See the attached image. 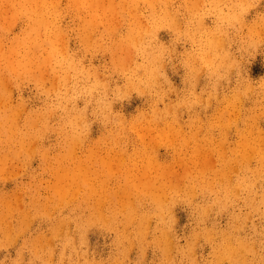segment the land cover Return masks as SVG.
Segmentation results:
<instances>
[{"label":"rangeland","instance_id":"rangeland-1","mask_svg":"<svg viewBox=\"0 0 264 264\" xmlns=\"http://www.w3.org/2000/svg\"><path fill=\"white\" fill-rule=\"evenodd\" d=\"M34 1L0 0V264H264V0Z\"/></svg>","mask_w":264,"mask_h":264},{"label":"bare ground","instance_id":"bare-ground-1","mask_svg":"<svg viewBox=\"0 0 264 264\" xmlns=\"http://www.w3.org/2000/svg\"><path fill=\"white\" fill-rule=\"evenodd\" d=\"M32 1H33V0H32ZM40 1H41V0H40ZM48 1H49V0H48ZM50 1H51V0H50ZM87 1H90V3H91V0H86V2H87ZM103 1L105 2L106 0H102L101 3H103ZM133 1L136 2V0H133ZM152 1H153V0H151V2H152ZM8 2H9V1H8ZM30 2H31V1H30ZM34 2H37V0H35ZM79 2H80V0H79ZM94 2H95V1L93 0V3H91L93 6L96 5V2H97V4L100 3V2L98 3V0H96L95 5H94ZM106 2H107V1H106ZM125 2H126V1H125ZM137 2H138V1H137ZM154 2H155V0H154ZM9 3H11V2H9ZM53 3L55 4L56 1L54 2V0H53L52 4H53ZM74 3H75V2H74ZM76 3H77V2H76ZM107 3H108V2H107ZM145 3H146V2H145ZM38 4H39V3H38ZM52 4L50 3L51 6H52ZM78 4H79V3H78ZM103 4H105V5H103ZM103 4L101 5L102 7H101L100 4H99V7H101V9L103 8L104 10H105V9L107 10L106 3H103ZM110 4H111V5H110ZM123 4H126V3H123ZM153 4H154V3H153ZM4 5H7V4L5 3ZM92 5H90L91 8H93ZM113 5H114V4H112L111 2H109V4H108V8H109V7H112ZM142 5H144V4H142ZM32 6H33V4L31 5V7H32ZM134 6H135V5H134ZM137 6H138V5H136V7H137ZM147 6H148V5H147ZM3 7H4V8H3ZM3 7H1V10H2V8H3L4 11L6 12V10H5V6H3ZM37 7H38V6H37ZM97 7H98V6H97ZM104 7H105V8H104ZM136 7H135V8H136ZM144 7H145V5H144ZM6 8H7V6H6ZM49 8H50V7H49ZM121 8H122V6H121ZM15 9H16V8H15ZM89 9H90V8H89ZM123 9H124V6H123ZM157 9H158V8H156V10H157ZM1 10H0V12H1ZM16 10H17V9H16ZM93 10H94V8H93ZM109 10H110V9H109ZM117 10H118V9H117ZM121 10H122V9H121ZM124 10H125V9H124ZM131 10H132V11H136V10H133V8H131ZM137 10H138V9H137ZM154 10H155V7H154ZM156 10H155V12H156ZM2 11H3V10H2ZM4 11H3V12H4ZM8 11H9V9H8ZM17 11H18V10H17ZM72 11H73V10H72ZM94 11H96V9H95ZM94 11H93V13H94ZM98 11H99V9H98ZM148 11H149V10H148ZM3 12H2V13H3ZM5 12H4L3 14L0 13L1 16H2V18H3L4 15L6 14ZM118 12H119V11H118ZM121 12H122V11H121ZM11 13H12V11H10L9 16H10ZM14 13H15V12H14ZM111 13H112V12H111ZM149 13L151 14V12H149ZM30 14H32V13L30 12ZM13 15H14V14H13ZM15 15H16V14H15ZM17 15H18V14H17ZM34 15H35V16H34L35 19L38 20V22L41 20V16H43L42 13H36V14H34ZM147 15L149 16V14H147ZM151 16H152V15H151ZM155 16H156V15H155ZM12 17H13V16H12ZM0 18H1V17H0ZM16 18H17V17H16ZM44 18H45V17H44ZM47 18H48V17H47ZM14 19H15V16H14ZM45 19H46V18H45ZM156 19H157V18H156ZM157 20H159V19H157ZM145 22H146V21H145ZM156 22H157V21H156ZM157 23H158V22H157ZM159 23H160V22H159ZM3 24H4V23H3ZM146 24H147V23H146ZM34 25H35V24H34ZM49 25H50V24H49ZM156 25H157V24H156ZM47 26H48V25H47ZM5 27H6V24H5ZM36 27H37V26H36ZM39 27H40V25H39ZM147 27H148V26H147ZM157 27H158V25H157ZM41 28H42V27H41ZM154 28H155V26H154ZM146 29H147V28H146ZM9 30H11V29H9ZM151 30H152V29H151ZM39 32H40V31H39ZM39 34H40V33H39ZM27 35L29 36V35H30V32H29ZM149 35H150V34H149ZM28 36H27V37H28ZM2 37H3V36H2ZM27 37H26V38H27ZM53 37H54V36H53ZM126 37H127V39H128V35H126ZM139 37H140V36H139ZM62 38H63V37H62ZM62 38H60V39H62ZM148 38H149V37H148ZM138 39H139V38H138ZM150 39H152V37H151ZM1 40H2V39H1ZM4 40H5V39H4ZM43 40H44V39H43ZM55 40H57V39H55ZM45 41H46V40H45ZM48 42H49V41H48ZM53 42H55V41H53ZM134 42H135V38H134ZM141 42H143V41L141 40ZM127 43H128V42H127ZM135 43H136V42H135ZM43 44H44V43H43ZM152 44H153V43H152ZM3 45H4V44H3ZM46 45H47V44H46ZM15 46H16V45H15ZM35 46H36V45H35ZM68 46H69V45H68ZM128 46H129V44H128ZM141 46H142V45H141ZM67 49H69V48H67ZM146 49H147V48H146ZM156 49H157V48H156ZM9 50H10V51H9ZM9 50H8V51L11 52V49H9ZM150 50H151V49H150ZM127 51H128V49H127ZM127 51H126V52H127ZM152 51H153V50H152ZM9 52H8V53H9ZM12 52H13V51H12ZM38 52H39V51H38ZM64 52H65V51H64ZM124 52H125V51H124ZM130 52H131V51H130ZM146 53H147V51H146ZM64 54H65V53H64ZM130 54H131V53H130ZM140 54H141V53H140ZM151 54H152V53H151ZM145 55H146V54H145ZM159 55H160V54H159ZM13 56H14V58H15V55H13ZM4 57H5V56H4ZM157 57H158V56H157ZM11 58H12V57L10 56V57H9V60H10ZM14 58H13V59H14ZM147 58H149V57L147 56ZM127 59H128V58H127ZM142 60H143V59H142ZM10 61H11L10 64L12 65V59H11ZM13 61H14V60H13ZM16 61H17V60H16ZM6 62H7V61H6ZM14 62H15V61H14ZM34 62H35V60H34ZM62 62H63V61H62ZM155 62H156V61H155ZM40 63H41V62H40ZM63 63H64V62H63ZM78 63H79V62H78ZM131 63H132V62H131ZM131 63H130V64H131ZM8 64H9V63H8ZM74 65H76V64H74ZM80 65H81V64H80ZM9 66H10V65H9ZM12 66L15 67L14 64H13ZM12 66H10L9 68L12 69V70L16 69V68H13ZM76 66H77V65H76ZM57 67H58V66H57ZM66 68H67V66H66ZM74 68H75V67H74ZM157 68H158V67H157ZM70 70H71V69H70ZM45 73H46V72H45ZM153 73H154V72H153ZM211 73H213V72H211ZM78 74H79V72H78ZM213 74H214V73H213ZM55 75H56V73H55ZM72 75H73V73H72ZM79 75H80V74H79ZM144 75H145V73H144ZM157 76H158V75H157ZM54 77H55V76H54ZM78 77H79V76H78ZM80 77H81V76H80ZM66 78L68 79V78H70V77H68V75H67ZM97 78H99V77H96V79H97ZM71 79H72V78H71ZM156 79H157V78H156ZM98 80H99V79H98ZM98 80H97V81H98ZM97 81H96V82H97ZM138 81H139V80H138ZM67 82H68V81H67ZM97 83H98V82H97ZM139 83H140V82H139ZM139 83H138V85H140ZM13 84H14V83H13ZM74 84H75V83H74ZM74 84H72V85H74ZM9 86H10V85H9ZM9 86L7 87L8 89H10ZM153 86H154V85H153ZM16 87H17V86H16ZM69 87H70V86H69ZM71 87H72V86H71ZM144 87H145V86H144ZM14 88H15V87H14ZM70 89H71V88H70ZM90 89H91V88H90ZM144 89H145V88H144ZM154 89H155V88H154ZM145 90H146V89H145ZM10 91H12V89H11ZM72 91H73V90H72ZM81 91H82V90H81ZM93 91H94V89H93ZM96 92H97V91H96ZM43 93H44V92H43ZM46 93H47V92H46ZM46 93H45V94H46ZM65 93L67 94V92H65ZM77 93H78V91H77ZM80 93H81V92H80ZM98 93H99V92H98ZM9 94H10V93H9ZM49 94H50V93H49ZM49 94H48V95H49ZM72 94H73V92H72ZM99 94H102V93H99ZM107 94H108V93H107ZM43 95H44V94H43ZM79 95H80V94H79ZM88 95H89V94H88ZM11 96L13 97V95H11ZM11 96H10V97H11ZM81 96H82V95H81ZM93 96H94V95H93ZM47 97H48V96H47ZM52 97H53V96H52ZM60 97H61V96H60ZM97 97H98V96H97ZM1 98H2V97H1ZM48 98H49V97H48ZM86 98H87V97H86ZM100 98H101V97H100ZM12 99H13V98H12ZM18 99H19V98H18ZM62 99H63V98H62ZM78 99H79V97H78ZM97 99H98V98H97ZM103 99H104V98H103ZM53 100H54V97H53ZM60 100H61V99H60ZM97 101H100V103H101L102 100H97ZM8 102H9V100H8ZM50 102H51V99H50ZM60 102H61V101H60ZM106 102H107V101H106ZM5 103H6V102H5ZM23 103L26 105V103H25L24 101H23ZM67 103H68V102H67ZM157 103H158V102H157ZM6 104H7V103H6ZM48 104H49V103H48ZM98 104H99V102H98ZM102 104H103V103H102ZM19 105H20V104H19ZM19 105H18V106H19ZM59 105H60V103H59ZM109 105H110V104H109ZM111 105H112V104H111ZM22 106H23V105H20V107H22ZM67 106H68V105H67ZM71 106L73 107V105H71ZM93 106H94V104H93ZM100 106H101V105H100ZM23 107H24V106H23ZM25 107H26V106H25ZM69 107H70V106H69ZM5 108H7V107H5ZM26 108H27V107H26ZM65 108H66V107H65ZM96 108H97V107H96ZM102 108H103V107H102ZM105 108H106V107H105ZM110 108L112 109V107H110ZM156 108H157V107H156ZM156 108H155V109H156ZM158 108H159V107H158ZM16 109H17V108H16ZM19 109H20V108H19ZM21 109H22V108H21ZM45 109H46V108H45ZM62 109H63V108H62ZM99 109H100V108H98V110H99ZM4 110H5V109H4ZM6 110H7V109H6ZM23 110H24V109H23ZM46 110H47V109H46ZM52 110L54 111V109H52ZM14 111H15V110H14ZM14 111H13V112H14ZM33 111H34V110H33ZM92 111H93V109H92ZM105 111H106V110H105ZM110 111H111V110H110ZM1 112H3V111H1ZM55 112H56V111H55ZM100 112L102 113L101 110H100ZM152 112H153V111H152ZM76 113H77V112H76ZM109 113H110V112H109ZM153 113H154V112H153ZM159 113H160V112H159ZM4 114H5V113H4ZM17 114H21V113L18 112V111H17V112L15 111L14 117H15ZM59 114H60V113H59ZM64 114H65V113H64ZM94 114H95V113H94ZM48 115H49V114H48ZM66 115H67V114H66ZM153 115H154V114H153ZM19 116H20V115H19ZM29 116H30V115H29ZM39 116H40V113H39L38 117H39ZM44 116H45V115H44ZM61 116H62V115H60V117H61ZM77 116H78V115H77ZM77 116H76V118H77ZM111 116H112V115H111ZM17 117H18V115H17ZM20 117H21V116H20ZM48 117H49V116H48ZM50 117H51V116H50ZM54 117H55V116H54ZM56 117H57V116H56ZM58 117H59V116H58ZM62 117H63V116H62ZM64 117H65V116H64ZM102 117H103V116H102ZM142 117H143V116H142ZM81 118H82V117H81ZM107 118H108V116H107ZM144 118H145V117H144ZM20 119H21V118H20ZM78 119H80V118H78ZM109 119H110V118H109ZM2 120H3V118H2ZM36 120H39V119H36ZM36 120H35L34 122H37ZM50 120H51V119H50ZM50 120H49V121H50ZM104 120H105V119H104ZM117 120H118V119H117ZM155 120H156V119H155ZM62 121H63V120H62ZM78 121H79V120H78ZM78 121H77V122H78ZM107 121L110 122L108 119H107ZM120 121H121V120H120ZM122 121H123V120H122ZM151 121H152V120H151ZM2 122H3V121H2ZM2 122H0L1 125H2ZM50 122H51V121H50ZM64 122H65V121H64ZM158 122H159V120H158ZM17 123H18V122H17ZM38 123H39V122H38ZM48 123H49V122H48ZM51 123H52V122H51ZM159 123H160V122H159ZM49 124H50V123H49ZM49 124H48V125H49ZM55 124H56V123H55ZM63 124H64V123H63ZM78 124H79V123H78ZM15 125H16V124H15ZM19 125H20V124H19ZM17 126H18V124H17ZM33 126H35V125H33ZM57 126H58V125H57ZM62 126H63V125H62ZM10 127H11V126H10ZM64 127H65V124H64ZM64 127H63V128H64ZM69 127H71L70 124H69ZM37 128H38V126H37ZM43 128H44V126H43ZM43 128H42V129H43ZM66 128H67V127H66ZM2 129H3V128H2ZM2 129H0V130H2ZM15 129H16V128H15ZM15 129H13V131H14ZM17 129H18V127H17ZM17 129H16V130H17ZM58 129H59V128H58ZM64 129H65V128H64ZM70 129H71V128H70ZM35 130H36V129H35ZM39 130H40V129H39ZM48 130H49V129H48ZM54 130L57 131V129H54ZM66 130H67V129H66ZM87 130H88V129H87ZM8 131H9V130H8ZM22 131H23V130H22ZM42 131H43V130H42ZM52 131H53V130H52ZM85 131H86V130H85ZM57 132H58V131H57ZM60 132H61V131H60ZM87 132H88V131H87ZM17 133H18V132H17ZM38 133H39V132H38ZM41 133H42V132H41ZM50 133H51V132H50ZM2 134H3V133H2ZM54 134H55V133H54ZM60 134L62 135V132H61ZM68 134H69V133H68ZM85 134H86V133H85ZM87 134H88V133H87ZM87 134H86V135H87ZM4 135H5V134H4ZM23 135H24V134H23ZM38 135H39V134H38ZM43 135H44V134H43ZM8 136H9V135H8ZM14 136H15V135H14ZM36 136H37V134H36ZM57 136H58V135H57ZM68 136H70V135H68ZM79 136H80V135H79ZM79 136H78V137L76 136V137L79 138ZM88 136H89V135H88ZM9 137H10V136H9ZM16 137H17V136H16ZM16 137H15V138H16ZM60 137H61V136H60ZM60 137H59V138H60ZM83 137H84V136H83ZM13 138H14V137H13ZM13 138H12V139H13ZM34 138H35V137H34ZM36 138H37V137H36ZM40 138H41V137H40ZM66 138H67V136H66ZM73 138H74V137H73ZM85 138H86V136H85ZM3 139H4V138H3ZM62 139H64V138H62ZM8 140H10V138L7 139V141H8ZM75 140H76V139H74V141H75ZM1 141H3V140H1ZM25 141H26V140H25ZM61 141H62V140H61ZM66 141H67V140H66ZM82 141H83V140H82ZM4 142H5V140H4ZM4 142H3V143H4ZM9 142H10V141H9ZM1 143H2V142H1ZM58 143H59V142H58ZM61 143H62V142H61ZM65 143H67V142H65ZM74 143H75V142H74ZM80 143L82 144V142H80ZM75 144H76V143H75ZM75 144H73V145H75ZM77 144H79V142H77ZM77 144H76V147L78 146ZM3 145H4V144H3ZM10 146H11V145H10ZM32 146H33V145H32ZM79 146H80V145H79ZM81 146H82V145H81ZM61 147H62V146H61ZM74 147H75V146H74ZM0 148H1V147H0ZM5 148H6V146H5ZM12 148H13V146H12ZM12 148H11V149H12ZM41 148H42V147H41ZM44 148H45V147H44ZM44 148H43V149H44ZM62 148H63V147H62ZM20 149H22V148H20ZM20 149H19V150H20ZM43 149H42V150H43ZM48 149H49V148H48ZM57 149H58V148H57ZM70 149H72V148H70ZM74 149H75V148H73V151H74ZM26 150H27V149H26ZM49 150H50V149H49ZM58 150H59V149H58ZM39 151H41V150H39ZM44 151H46V150H44ZM47 151H48V150H47ZM19 152H21V150H20ZM63 152H64V150H63ZM93 152H94V151H93ZM1 153H2V152H1ZM26 153H29V152H26ZM38 153H39V152H38ZM42 153H43V152H42ZM49 153H50V152H49ZM82 153H84V152H82ZM255 153H256V152H255ZM12 154H13V153H12ZM39 154H40V153H39ZM39 154H36V155L39 156ZM47 154H48V153H47ZM50 154H51V153H50ZM72 154H74V152H73ZM75 154H77V152H75ZM93 154H94V153H93ZM253 154H254V153H253ZM60 155H61V154H60ZM244 155H245V154H244ZM11 156H12V155H11ZM45 156H46V153L44 154V158H45ZM57 156H58V155H57ZM62 156H63V155H62ZM89 156H90V155H89ZM237 156H238V155H237ZM253 156H255V155H253ZM51 157H52V156H51ZM51 157H50V158H51ZM245 157H246V156H245ZM47 158H49V157H47ZM47 158H46V159H47ZM52 158H53V157H52ZM62 158H63V157H62ZM72 158H73V157H72ZM74 158H75V157H74ZM92 158H93V156H92ZM94 158H95V157H94ZM225 158H226V157H225ZM235 158H236V156H235ZM237 158L240 159V156H238ZM256 158H257V157H256ZM26 159H27V158H26ZM63 159H64V158H63ZM27 160H29V158H28ZM59 160H60V159H59ZM224 160H225V159H224ZM226 160H227V159H226ZM235 160H236V159H235ZM52 161H53V160H52ZM55 161H56V160H55ZM83 161H84V159H83ZM241 161H242V160H241ZM243 161H245V160L243 159ZM17 162H19V161H17ZM25 162H26V161H25ZM48 162H49V161H48ZM60 162H61V161H60ZM65 162H66V161H65ZM81 162H82V161H81ZM84 162H85V161H84ZM84 162H82V163H84ZM86 162H87V161H86ZM262 162H263V161H262ZM50 163H51V162H50ZM50 163H49V164H50ZM58 163H59V162H58ZM82 163H81L80 165H81V166H84L85 163H84V165H83ZM87 163H88V162H87ZM222 163H223V161H222ZM241 163H242V162H241ZM47 164H48V163H46V165H47ZM60 164H61V163H60ZM60 164H59V165H60ZM236 164H237V162H236ZM236 164H235V165H236ZM24 165H25V164H24ZM53 165H54V164H53ZM59 165H58V166H59ZM61 165H63V164H61ZM233 165H234V164H233ZM233 165H231V166H233ZM240 165H241V164H240ZM248 165H250V164H248ZM263 165H264V164H263ZM224 166H225V165H224ZM236 166H237V165H236ZM236 166H235V167H236ZM16 167H18V166H16ZM45 167H47V166H45ZM50 167H51V166H50ZM56 167H57V166H56ZM220 167H221V166H220ZM12 168H14V167H12ZM18 168H19V167H18ZM69 168H70V167H69ZM75 168H76V167H75ZM94 168H95V167H94ZM108 168L110 169L111 167L108 166ZM248 168L250 169V167H248ZM258 168H259V166H258ZM20 169H21V168H20ZM230 169L233 170V168H231V167H230ZM235 169H237V168H235ZM235 169L233 170V172H234V171H237V170H235ZM260 169H263V166H262V168H260ZM66 170H67V169H66ZM76 170H77V169H76ZM255 170H256V169H255ZM19 171H20V170H19ZM252 171H253V170H252ZM256 171H257V170H256ZM60 172H61V171H60ZM67 172H68V171H67ZM67 172H65V173L67 174ZM73 172H74V171H73ZM233 172H230V175H231V173H233ZM238 172H239V171H238ZM242 172H243V171H242ZM253 172H255V171H253ZM259 172H260V171H259ZM63 173H64V171H63ZM68 173H69V172H68ZM76 173H77V172L75 171V172H74V176H75ZM82 173L84 174V173H86V172L83 171ZM251 173H252V172H251ZM48 174H49V173H48ZM58 174H59V173H58ZM66 174H64V175H66ZM83 174H82V176H83ZM207 174H208V173H207ZM233 174H234V173H233ZM68 175H70V174H67V177H68ZM87 175H88V174H87ZM219 175H220V174H219ZM226 175H227V174H226ZM243 175H244V173H243ZM74 176H73V177H74ZM85 176H86V174H85ZM85 176H83V178H86V177L88 178V176H86V177H85ZM231 176H232V175H231ZM256 176H257V175H256ZM93 177H94V176H93ZM93 177H92V178H93ZM204 177H205V176H204ZM210 177H211V175H210ZM227 177H228V176H227ZM238 177H239V176H238ZM245 177H246V176H245ZM89 178H90V177H89ZM213 178H215V177H213ZM220 178H221V177H219L218 179H220ZM224 178H225V176H224ZM239 178H240V177H239ZM255 178L257 179V177H255ZM54 179H55V178H54ZM69 179H70V178L68 177V180H69ZM221 179H222V178H221ZM230 179H231V178H230ZM246 179H247V178H246ZM252 179H253V178H252ZM65 180H66L65 182H62V183L60 182V184H62V185H63L64 183H65V184H68L66 178H65ZM74 180H75V179H74ZM77 181H79V180H77ZM86 181H87V180H86ZM201 181H202V180H201ZM204 181H205V179H204ZM204 181H203V182H204ZM221 181H222V180H221ZM228 181H229V179H228ZM232 181H233V180H232ZM239 181H240V180H239ZM258 181H259V180H258ZM33 182L35 183V181H33ZM212 182H213V181H212ZM212 182H211V183H212ZM223 182H224V181H222L221 183H223ZM229 182H230V181H229ZM248 182H249V181H248ZM254 182H255V179H254ZM256 182H257V181H256ZM53 183H54V182H53ZM55 183H57V182H55ZM79 183H80V181H79ZM126 183H127V182H125V184H126ZM213 183H214V182H213ZM218 183H219V182H218ZM225 183H226V182H225ZM227 183H228V182H227ZM74 184H75V183H74ZM219 184H220V183H219ZM236 184H237V183H236ZM248 184H249V183H248ZM250 184L252 185L251 182H250ZM257 184H258V183H257ZM207 185H208V184H207ZM227 185H228V184H227ZM251 185H250V186H251ZM254 185H256V184H254ZM54 186H56V184H54ZM210 186H211V184H210ZM247 186H248V185H247ZM250 186H248V188H250ZM257 186H258V185H257ZM77 187H78V186H77V184H76V186H75V189H76V190H77ZM79 187H80V186H79ZM79 187H78V188H79ZM203 187H204V185H203ZM216 187H218V186H216ZM222 187H223V186H222ZM227 187H228V186H227ZM236 187H237V186H236ZM244 187H245V186H244ZM251 187H252V186H251ZM255 187H256V186H255ZM66 188H68V186H66V187L63 186L62 190H60V189H59V190H60L61 192H62V191L66 192V191H65ZM198 188H199V187H198ZM210 188H211V187H210ZM229 188H230V187H229ZM245 188H246V187H245ZM245 188H244V189H245ZM248 188H247V189H248ZM256 188H257V187H256ZM22 189H23V188H22ZM75 189L73 190V192L75 191L74 193H76V190H75ZM204 189H205V188H204ZM207 189H208V188H207ZM211 189H213V188H211ZM220 189H221V188H219V190H220ZM236 189H237V188H236ZM26 190H27V189H25V191H26ZM57 190H58V188H57ZM57 190H56V191H57ZM140 190H141V189H140ZM195 190H197V189L195 188ZM226 190H227V189H226ZM37 191H39V190H37ZM77 191H78V190H77ZM146 191H147V190H146ZM201 191H202V189H201ZM201 191H200V192H201ZM209 191H210V190H209ZM237 191H239V190H237ZM241 191H242V190H241ZM252 191H253V190H252ZM57 192H58V191H57ZM64 192H62V193H64ZM140 192H141V191H140ZM158 192H159V191H158ZM158 192H156L157 194L155 193V195L158 196V195L161 194V192H159L160 194H159ZM192 192H193V190H192ZM206 192H207V191H206ZM223 192H225V190H224ZM230 192H231V191H230ZM235 192H236V190H235L233 193H235ZM244 192H245V191H244ZM255 192H256V191H255ZM263 192H264V191H263ZM52 193L54 194L53 191H52ZM74 193H73V194H74ZM85 193H86V192H85ZM124 193H125V192H124ZM124 193H123V194H124ZM210 193H211V192H210ZM215 193H217V192H215ZM238 193H239V192H238ZM238 193L236 192V194H238ZM242 193H243V191H242ZM248 193H249V192H248ZM257 193H258V192H257ZM260 193H261V192H260ZM31 194H32V193H31ZM73 194H72V199H73ZM76 194H77V193H76ZM88 194H89V193H88ZM194 194H196V193L193 192L192 195H194ZM198 194H199V193H198ZM198 194H197V195H198ZM211 194H213V193H211ZM219 194H220V193H219ZM222 194H224V193H222ZM225 194H226V193H225ZM262 194H264V193H262ZM27 195H29V194H27ZM36 195H37V194H36ZM58 195H59V194H58ZM192 195H191V196H192ZM205 195H206V194H205ZM230 195H231V194H230ZM232 195H233V194H232ZM238 195H239V194H238ZM6 196H7V195H6ZM122 196H123V195H122ZM124 196H125V195H124ZM157 196H155V197L158 199V197H160L161 195L158 196V197H157ZM189 196H190V195H189ZM206 196H207V195H206ZM212 196H213V195H212ZM219 196H221V195H219ZM226 196H227V195H226ZM228 196H229V194H228ZM228 196H227V197H228ZM235 196H237V195H235ZM239 196H240V195H239ZM48 197H49V196H48ZM61 197H63V196H61ZM69 197H70V196H69ZM74 197H76V195H75ZM198 197H199V195H198ZM204 197H205V196H204ZM217 197H218V196H216V198H217ZM227 197H226V198H227ZM233 197H234V196H233ZM252 197H253V196H252ZM254 197H255V195H254ZM262 197H263V196H262ZM51 198H52V197H51ZM54 198H55V197H54ZM65 198H66V197H65ZM121 198H122V197H121ZM125 198H126V197H125ZM142 198H143V197H142ZM209 198H211V197H209ZM235 198H236V197H235ZM237 198H238V197H237ZM239 198H240V197H239ZM45 199H46V198H45ZM75 199H76V198H75ZM198 199H199V198H198ZM217 199H218V198H217ZM220 199H221V198H220ZM229 199H230V198H229ZM242 199H243V197H242ZM250 199H251V198H250ZM59 200H60V202H61V199H59ZM82 200H83V199H82ZM126 200H127V199H126ZM131 200H132V199H131ZM159 200H160V199H159ZM162 200H164V199L162 198ZM213 200H215V199H213ZM223 200H224V199H223ZM230 200H231V199H230ZM262 200H263V199H262ZM32 201H33V200H32ZM42 201H43V200H42ZM47 201H48V199H47ZM54 201H55V200H54ZM64 201H66V200H64ZM72 201H73V200H71V203H72ZM90 201H91V200H90ZM90 201H89V202H90ZM132 201H133V200H132ZM186 201L189 202V200H186ZM209 201H210V200H209ZM8 202H9V201H8ZM8 202H7V203H8ZM29 202H31V201H29ZM33 202H34V201H33ZM45 202H46V201H45ZM50 202H51V200H50ZM60 202H59V205L61 204ZM69 202H70V201H69ZM215 202H216V201H215ZM217 202H219V201H217ZM226 202H227V201H226ZM251 202H252V199H251ZM81 203L84 204V202H81ZM123 203H124V202H123ZM143 203H144V201H143ZM203 203H204V202H203ZM211 203H212V202H211ZM45 204H48V203H44V205H45ZM57 204H58V203H56V205H57ZM73 204H74V203H73ZM77 204H78V203H77ZM88 204H89V203H87V206H88ZM114 204H115V203H114ZM138 204H139V203H138ZM192 204H193V203H192ZM6 205H7V204H6ZM8 205H9V204H8ZM8 205H7V206H8ZM10 205H13V204H11V202H10ZM44 205H43V206H44ZM52 205H54V203H53ZM52 205H50V206H52ZM112 205H113V204H112ZM115 205H116V204H115ZM121 205H122V204H121ZM167 205H168V203H167ZM194 205H195V204H194ZM198 205H199V204H198ZM209 205H210V204H209ZM212 205H213V203H212ZM214 205H215V204H214ZM218 205H219V204H218ZM246 205H247V204H246ZM261 205H262V204H261ZM261 205H260V206H261ZM30 206H31V204H30ZM148 206H149V205H148ZM210 206H211V205H210ZM221 206H222V204H221ZM36 207H37V206H36ZM45 207H46V206H45ZM45 207H42V208H45ZM84 207H85V206H84ZM90 207H91V206H90ZM132 207H133V206H132ZM142 207H143V206H142ZM145 207H146V206H145ZM170 207H171V206H170ZM198 207H199V206H198ZM200 207H201V206H200ZM211 207H213V206H211ZM215 207H216V206H215ZM219 207H220V206H219ZM246 207H247V206H246ZM4 208H5V207H4ZM4 208H3V209H4ZM6 208L8 209V207H6ZM9 208L12 209L13 207L11 208V206H9ZM37 208H38V207H37ZM67 208H68V207H67ZM151 208H152V207H151ZM201 208H202V207H201ZM220 208H221V207H220ZM244 208H245V207H244ZM247 208H248V207H247ZM0 209H2V208H0ZM46 209H47V208H45V210H46ZM49 209H50V208H49ZM52 209H54V208L52 207ZM72 209H73V208H72ZM75 209H76V208H75ZM206 209H207V208H206ZM208 209H209V208H208ZM208 209H207V210H208ZM210 209H211V208H210ZM214 209H215V208H214ZM226 209H227V208H226ZM4 210H5V209H4ZM8 210H9V209H8ZM8 210H6V211H4V212H6V214H7ZM32 210H33V209H32ZM39 210H40V209H39ZM42 210H43V209H42ZM140 210H141V209H140ZM155 210H157V208H156ZM155 210H154V211H155ZM168 210H169V209H168ZM193 210H194V208H193ZM201 210H202V209H201ZM250 210H252V209H250ZM263 210H264V209H263ZM11 211H12V210H11ZM11 211H10V212H11ZM34 211H35V210H34ZM52 211H53V210H52ZM75 211H76V210H75ZM135 211H136V210H135ZM163 211H164V210H163ZM211 211H212V210H211ZM213 211H214V210H213ZM216 211H217V210H216ZM253 211H255V210H253ZM38 212H39V211H38ZM64 212H65V211H64ZM71 212H72V211H71ZM170 212H171V211H170ZM194 212H195V211H194ZM196 212H198V210H197ZM243 212H244V211H243ZM40 213H41V212H40ZM58 213H59V212H58ZM80 213H81V212H80ZM86 213H87V211H86ZM207 213H208V211H207ZM237 213H238V212H237ZM237 213H236V214H237ZM244 213H245V212H244ZM257 213H258V211H257ZM11 214L13 215L14 213L12 212ZM42 214H43V213H42ZM65 214H66V213H65ZM65 214H64V215H65ZM71 214H72V213H71ZM83 214H84V213H83ZM133 214H134V213H133ZM161 214H162V217H163V214H164V213H161ZM170 214H171V213H170ZM201 214H202V213H201ZM211 214H212V213H211ZM234 214H235V213H234ZM239 214H240V213H239ZM248 214L250 215L249 212H248ZM248 214H247V215H248ZM253 214H254V213H253ZM8 215H9V214H8ZM50 215H52V212L50 213ZM60 215H61V214H60ZM64 215H62V216H64ZM118 215H119V214H118ZM134 215H136V214H134ZM171 215H172V214H171ZM206 215H207V214H206ZM251 215H252V214H251ZM0 216H1V214H0ZM3 216H4V215H3ZM66 216H67V215H66ZM150 216H152V215H150ZM150 216H149V217H150ZM200 216H201V215H200ZM204 216H205V215H204ZM207 216H208V215H207ZM207 216H206V218H207ZM232 216H233V215H232ZM1 217H2V216H1ZM1 217H0V218H1ZM4 217H5V216H4ZM12 217H13V216H12ZM68 217H69V216H68ZM68 217H67V218H68ZM81 217H82V216H81ZM102 217H103V214H102ZM194 217H195V216H194ZM198 217H199V215H198ZM210 217H211V216H210ZM243 217H244V216H243ZM261 217H262V216H261ZM42 218H43V217H42ZM117 218H118V217H117ZM147 218H148V217H147ZM165 218H166V216H165ZM169 218H170V217H169ZM169 218H168V219H169ZM199 218H200V217H199ZM203 218H204V217H203ZM229 218H230V217H229ZM246 218H247V217H246ZM248 218H249V216H248ZM259 218H260V217H259ZM1 219H4V218H1ZM44 219H45V218H44ZM53 219H54V218H53ZM55 219H56V218H55ZM78 219H80V218H78ZM96 219H97V217H96ZM105 219H106V218H105ZM148 219H149V218H148ZM150 219H151V217H150ZM200 219H201V218H200ZM204 219H205V218H204ZM244 219H245V218H244ZM11 220H12V219H11ZM71 220H72V217H71ZM82 220H83V219H82ZM94 220H95V219H94ZM119 220H120V219H119ZM130 220H131V218H130ZM230 220H232V219H230ZM246 220H247V219H246ZM261 220H262V218H261ZM15 221H16V220H15ZM20 221H21V219H20ZM49 221H50V220H49ZM55 221H56V220H55ZM68 221H69V220H68ZM78 221H79V220H78ZM78 221H77V222H78ZM104 221H105V220H104ZM162 221H163V220H162ZM198 221H199V220H198ZM206 221H207V220H206ZM240 221H241V220H240ZM7 222H8V221H7ZM21 222H23V221H21ZM21 222H20V223H21ZM150 222H151V220H150ZM165 222H166V220H165ZM167 222H168V221H167ZM167 222H166V223H167ZM170 222H171V221H170ZM201 222H202V221H201ZM204 222H205V221H204ZM204 222H203V223H204ZM231 222H232V221H231ZM242 222H243V221H242ZM23 223H24V222H23ZM49 223H50V222H49ZM51 223H52V222H51ZM54 223H55V222H53V224H54ZM67 223H68V222H67ZM67 223H66V224H67ZM94 223H95V222H94ZM110 223H112V222H110ZM113 223H114V222H113ZM113 223H112V224H113ZM148 223H149V220H147V223H146V224L148 225ZM163 223H164V222H163ZM166 223H165V224H166ZM205 223H207V222H205ZM234 223H236V222H234ZM239 223H240V222H238V224H239ZM10 224H11V223H10ZM21 224H22V223H21ZM24 224H25V223H24ZM95 224H96V223H95ZM149 224H150V223H149ZM200 224H201V223H200ZM208 224H209V223H208ZM243 224H244V223H243ZM62 225H64V224H62ZM71 225H72V224H71ZM74 225H75V224H74ZM78 225H79V224H78ZM97 225H98V224H96V226H97ZM109 225H110V224H109ZM109 225H108V226H109ZM144 225H145V224H144ZM263 225H264V224H263ZM8 226H9V225H8ZM8 226H7V227H8ZM22 226H23V225H22ZM27 226H29V225L27 224ZM76 226H77V225H76ZM79 226H80V225H79ZM84 226H85V225H84ZM86 226H88V225H86ZM115 226H116V225H115ZM145 226H146V225H145ZM148 226H149V225H148ZM151 226H152V225H151ZM167 226H168V225H167ZM169 226H170V224H169ZM169 226H168V227H169ZM236 226H237V225H236ZM242 226H243V225H242ZM14 227H15V226H14ZM49 227H50V226H49ZM51 227H52V226H51ZM65 227H66V226H65ZM68 227H69V226L67 225V228H68ZM126 227H127V226H125V228H126ZM128 227H129V226H128ZM197 227L199 228V226H197ZM206 227H207V226H206ZM240 227H241V226H240ZM240 227H239V228H240ZM257 227H258V226H257ZM9 228H10V227H9ZM23 228H25V227L23 226ZM61 228H63V226H61L60 229H61ZM79 228H80V227H79ZM84 228H85V227H84ZM147 228H148V227H147ZM147 228H145V231H146V230H149V229H147ZM170 228H171V227H170ZM203 228H204V225H203ZM208 228H209V227H208ZM237 228H238V227H237ZM25 229H26V228H25ZM150 229H151V228H150ZM193 229H194V228H193ZM209 229H210V228H209ZM216 229H217V228H216ZM258 229H259V228H258ZM0 230H1V229H0ZM7 230H8V228H7ZM15 230H17V229L15 228ZM21 230H22V231H21ZM21 230H20V231L23 232V229H22V228H21ZM80 230H81V228H80ZM82 230H83V229H82ZM85 230H87V229H85ZM115 230L117 231V229H115ZM143 230H144V229H143ZM161 230H162V228H161ZM194 230H195V229H194ZM213 230H214V229H213ZM217 230H218V229H217ZM233 230H234V229H233ZM235 230H236V229H235ZM237 230H238V229H237ZM61 231H62V230H61ZM63 231H64V230H63ZM63 231H62V232H63ZM124 231H125V230H124ZM145 231H144V233H145ZM167 231H168V229H167ZM211 231H212V229H210V232H211ZM258 231H259V230H258ZM261 231H262V230H261ZM10 232H11V231H10ZM10 232H9V233H10ZM18 232H19V231H18ZM18 232H17V233H18ZM21 232H20V233H21ZM58 232H59V230H58ZM62 232H61V233H62ZM64 232H65V231H64ZM146 232H147V231H146ZM154 232H155V231H154ZM200 232H201V231H200ZM212 232H213V231H212ZM212 232H211V233H212ZM226 232H227V231H226ZM235 232H236V231H235ZM17 233H16V234H17ZM83 233H84V232H83ZM83 233H82V234H83ZM129 233H130V232H129ZM129 233H128V234H129ZM151 233H152V232H151ZM204 233H205V232H204ZM211 233H210V234H211ZM258 233H259V232H258ZM18 234H19V233H18ZM25 234H26V233H25ZM41 234H42V233H41ZM66 234H67V233H66ZM70 234H71V233H70ZM70 234H69V235H70ZM84 234H85V233H84ZM118 234H119V233H118ZM159 234H160V233H159ZM218 234H219V233H218ZM218 234H217V236H218ZM223 234H224V233H223ZM223 234H221V236H222ZM241 234H242V232H241ZM73 235H74V234H73ZM116 235H117V234H116ZM116 235H115V236H116ZM121 235H122V234H121ZM166 235H168V234H166ZM166 235H165V236H166ZM213 235H214V234H213ZM213 235H210V236H213ZM262 235H263V234H262ZM18 236H19V235H18ZM21 236H22V235H21ZM25 236H26V235H25ZM25 236H24V237H25ZM48 236H49V235H48ZM51 236H52V235H51ZM74 236H75V235H74ZM74 236H73V237H74ZM131 236H132V235H131ZM202 236H203V235H202ZM204 236H205V235H204ZM252 236H253V235H252ZM6 237H7V236H6ZM55 237H56V236H55ZM58 237H59V236H58ZM127 237H128V236H127ZM145 237H146V236H145ZM168 237H170V236H168ZM198 237H199V236H198ZM225 237H226V236H225ZM231 237H232V236H231ZM231 237L228 236V240H229V238H231ZM240 237H241V236H240ZM37 238H40V237H37ZM37 238H36V239H37ZM41 238H42V236H41ZM48 238H49V237H47V239H46V243L48 242L47 240H49ZM52 238H54V237H52ZM63 238H64V237H63ZM70 238H72V236H71ZM205 238H206V237H205ZM252 238H253V237H252ZM27 239H28V238H27ZM27 239H26V240H27ZM36 239H35V240H36ZM55 239H56V238H55ZM74 239H75V237H74ZM129 239H130V238H129ZM221 239H222V238H221ZM232 239H233V238H232ZM8 240H9V239H8ZM22 240H23V239H22ZM30 240H31V239H30ZM35 240H34V241H35ZM41 240H42V239H41ZM41 240L39 239V242H41ZM50 240L52 241L51 238H50ZM56 240H57V239H56ZM67 240H70V239L68 238ZM72 240H73V239H72ZM170 240H171V239H170ZM223 240H224V239H223ZM240 240H242V239H240ZM27 241H28V240H27ZM77 241H78V240H77ZM120 241H121V239H120ZM171 241L173 242V240H171ZM171 241H169V242L171 243ZM209 241H210V240H209ZM230 241H233V240H230ZM246 241H247V239H246ZM253 241H254V240H253ZM253 241H252V243H253ZM49 242H50V241H49ZM49 242H48V243H49ZM72 242H73V241H72ZM74 242H75V241H74ZM121 242H123V241H121ZM125 242H126V241H125ZM132 242H133V241H132ZM211 242H212V241H211ZM248 242H249V241H248ZM255 242H256V241H255ZM19 243H20V242H19ZM48 243H47V244H48ZM117 243H118V242H117ZM146 243H147V242H146ZM170 243H169V244H170ZM235 243H236V242H235ZM242 243H243V242H242ZM263 243H264V241H263ZM23 244H24V243H23ZM50 244H51V243H50ZM69 244H71V243H69ZM74 244H76V243H74ZM136 244H137V243H136ZM143 244H144V243H143ZM171 244H172V243H171ZM227 244H229V241L227 242ZM227 244H226V245H227ZM247 244L250 245V243H247ZM247 244H245L244 247H246ZM1 245H2V244H1ZM28 245H29V244H28ZM45 245H46V244H45ZM52 245H53V244H52ZM251 245H252V244H251ZM255 245H256V243L254 244V246H255ZM42 246H43V245H41V247H42ZM49 246H50V245H49ZM49 246H47V247H49ZM54 246H55V245H54ZM71 246H72V245H71ZM80 246H81V245H80ZM153 246H155V245H153ZM170 246H171V245H170ZM170 246H169V247H170ZM172 246H173V245H172ZM229 246H230V245H229ZM19 247H21V246H19ZM26 247H27V246H26ZM39 247H40V246H39ZM52 247H53V246H52ZM67 247H68V246H67ZM117 247H118V246H117ZM141 247H142V246H141ZM155 247H156V246H155ZM176 247H178V246H176ZM218 247H220V246H218ZM226 247H227V246H226ZM255 247H256V246H255ZM32 248H33V247H32ZM42 248H43V247H42ZM54 248H56V247H54ZM54 248H53V249H54ZM65 248H66V247H65ZM76 248H77V247H76ZM76 248H74V249H76ZM122 248L124 249V247H122ZM214 248H215V247H214ZM232 248H233V247H231V249H232ZM29 249H30V248H29ZM44 249H45V248H44ZM44 249H43V250H44ZM51 249H52V248H51ZM155 249H156V248H155ZM176 249H177V248H176ZM216 249H217V248H216ZM244 249H247V247L244 248ZM256 249H257V248H256ZM20 250H22V249H20ZM33 250H34V249H33ZM35 250H37V246H36V249H35ZM48 250H49V249H48ZM76 250H77V249H76ZM76 250H75V251H76ZM124 250H125V249H124ZM182 250H183V249H182ZM52 251H53V250H52ZM63 251H64V249H63ZM66 251H67V250H66ZM72 251H73V250H72ZM78 251H79V250H78ZM116 251L118 252V250H116ZM129 251H130V250H129ZM158 251H161V250H158ZM219 251H220V250H218V252H219ZM239 251H241V250H239ZM169 252H170V251H169ZM231 252L233 253V250H232ZM36 253H37V251H36ZM51 253H52V252H51ZM62 253H63V252H62ZM64 253H65V252H64ZM73 253H74V252H73ZM76 253H78V252H76ZM185 253H186V250H185ZM246 253H248V252H246ZM21 254H22V253H21ZM30 254H31V253H30ZM40 254H41V253H40ZM42 254H43V253H42ZM42 254H41V255H42ZM79 254H80V253H79ZM84 254H86V253H84ZM117 254H118V253H117ZM120 254H122V253H120ZM125 254H126V253H125ZM127 254H128V253H127ZM127 254H126V255H127ZM171 254H173V252L170 253V256H169V257H171ZM186 254H187V253H186ZM190 254H191V253H190ZM190 254H189V255H190ZM262 254H263V253H262ZM17 255H18V253H17ZM65 255H66V254H65ZM65 255H64V256H65ZM82 255H83V254H82ZM88 255H89V254H88ZM88 255H87V256H88ZM123 255H124V254H123ZM126 255H125V256H126ZM161 255H162V254H161ZM263 255H264V254H263ZM21 256H22V255H21ZM46 256H47V255H46ZM51 256H52V255H51ZM64 256H62V257H64ZM71 256H73V255H71ZM84 256H86V255H84ZM87 256H86V258H85L86 260H87ZM258 256H259V255H258ZM65 257H66V256H65ZM165 257H166V256H165ZM245 257H246V256H245ZM17 258H18V257H17ZM22 258H23V256H22ZM51 258H52V257H50V259H51ZM76 258H77V257H76ZM92 258H93V257H92ZM188 258H189V257H188ZM196 258H197V257H196ZM243 258H244V257H243ZM25 259H26V258H25ZM25 259H24V260H25ZM57 259H58V258H57ZM63 259H64V258H63ZM66 259H67V258H66ZM173 259H174V258H173ZM193 259H195V258H193ZM193 259H192V257H191V259H190V261L192 260V263H193V261H194ZM19 260H20V259H19ZM59 260H60V259H59ZM82 260H83V259H82ZM197 260H198V259H197ZM197 260H196V261H197ZM246 260H247V259H246ZM47 261H48V260H47ZM53 261H54V260H53ZM60 261H62V260H60ZM90 261H91V260H90ZM121 261H122V260H121ZM160 261H161V259H160ZM162 261H163V260H162ZM164 261H165V260H164ZM164 261H163V262H164ZM199 261H200V260H199ZM199 261H198V262H199ZM244 261H245V260H244ZM247 261H248V260H247ZM261 261L264 262V257L261 258ZM14 262L17 263L16 261H14ZM50 262H51V261H50ZM86 262H87V261H86ZM91 262H92V261H91ZM99 262H100V261H99ZM158 262H159V261H158ZM170 262H172V261H170ZM250 262H251V261H250ZM253 262H254V261H253ZM256 262H258V260H257ZM21 263H22V262H21ZM23 263H24V262H23ZM51 263H52V262H51ZM61 263H62V262H61ZM74 263H75V262H74ZM76 263H77V262H76ZM83 263H84V262H83ZM92 263H93V262H92ZM92 263H91V264H92ZM190 263H191V262H190ZM246 263H247V262H245V264H246ZM251 263H252V262H251ZM81 264H82V263H81ZM89 264H90V263H89ZM95 264H96V263H95ZM156 264H157V263H156ZM216 264H217V263H216ZM258 264H259V263H258Z\"/></svg>","mask_w":264,"mask_h":264}]
</instances>
